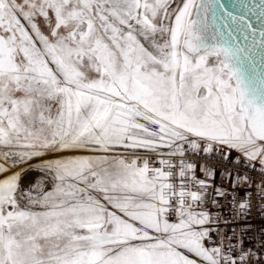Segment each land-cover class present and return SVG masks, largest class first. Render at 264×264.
Wrapping results in <instances>:
<instances>
[{"label":"snow or ice","instance_id":"6c2138e0","mask_svg":"<svg viewBox=\"0 0 264 264\" xmlns=\"http://www.w3.org/2000/svg\"><path fill=\"white\" fill-rule=\"evenodd\" d=\"M0 264H264V0H0Z\"/></svg>","mask_w":264,"mask_h":264},{"label":"water","instance_id":"95a60500","mask_svg":"<svg viewBox=\"0 0 264 264\" xmlns=\"http://www.w3.org/2000/svg\"><path fill=\"white\" fill-rule=\"evenodd\" d=\"M225 3L229 2V0H224Z\"/></svg>","mask_w":264,"mask_h":264},{"label":"built area","instance_id":"2783aa9c","mask_svg":"<svg viewBox=\"0 0 264 264\" xmlns=\"http://www.w3.org/2000/svg\"><path fill=\"white\" fill-rule=\"evenodd\" d=\"M253 223H255V221H253Z\"/></svg>","mask_w":264,"mask_h":264}]
</instances>
